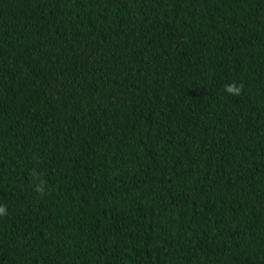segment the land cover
I'll return each mask as SVG.
<instances>
[{"label": "trees", "instance_id": "1", "mask_svg": "<svg viewBox=\"0 0 264 264\" xmlns=\"http://www.w3.org/2000/svg\"><path fill=\"white\" fill-rule=\"evenodd\" d=\"M0 204V264H264V0H0Z\"/></svg>", "mask_w": 264, "mask_h": 264}, {"label": "clouds", "instance_id": "2", "mask_svg": "<svg viewBox=\"0 0 264 264\" xmlns=\"http://www.w3.org/2000/svg\"><path fill=\"white\" fill-rule=\"evenodd\" d=\"M225 91L229 94L236 95L239 94V92L241 91V86L236 85L234 83H229L225 86ZM36 190L43 191L42 185L38 183L36 185ZM6 213H7V208L3 204H0V216L5 215Z\"/></svg>", "mask_w": 264, "mask_h": 264}]
</instances>
